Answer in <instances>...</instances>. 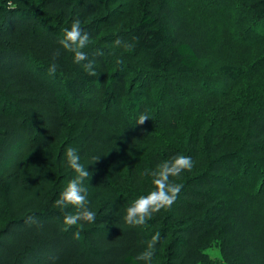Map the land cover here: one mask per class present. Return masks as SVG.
<instances>
[{"label": "trees", "instance_id": "1", "mask_svg": "<svg viewBox=\"0 0 264 264\" xmlns=\"http://www.w3.org/2000/svg\"><path fill=\"white\" fill-rule=\"evenodd\" d=\"M12 3L0 0V264H144L157 232L151 264H215L207 249L264 264V0ZM74 20L96 76L58 43ZM69 147L97 222L65 230L77 209L54 202L76 175ZM180 154L193 167L172 178L175 203L126 225L150 173Z\"/></svg>", "mask_w": 264, "mask_h": 264}, {"label": "clouds", "instance_id": "2", "mask_svg": "<svg viewBox=\"0 0 264 264\" xmlns=\"http://www.w3.org/2000/svg\"><path fill=\"white\" fill-rule=\"evenodd\" d=\"M9 8H15L12 0H8ZM60 48L73 54V62L76 65H81L89 76H96L94 70V62L89 60L86 52L83 51L89 44V35L83 31L79 20H74L70 28L64 30L63 36L58 41ZM114 46L123 47L127 51H131L134 47L133 42L122 41L116 39ZM59 55V52L54 53ZM56 65L53 63L48 70V74L54 75ZM149 118L145 114H141L136 124L142 125ZM67 165L76 174L73 179L66 185L60 193L59 198L54 202V207L65 209L69 206L77 209L76 214L68 213L63 217L65 230L72 226L79 225L83 227L85 224H93L97 222V214L90 210L87 198L88 187L85 181L91 179V173L86 170V167L80 163V155L77 149L69 147L65 152ZM97 158L92 162L93 164ZM193 167V161L189 156L183 154L176 155L168 160L158 164L150 173L152 176L153 190L146 195H141L127 208L123 217L124 223L132 227L144 226L146 222L161 210L170 208L178 198L182 191V184L173 182L172 178L179 177L182 173L190 171ZM76 238H79V231L74 233ZM160 239V233L152 236L147 242V249L136 256L137 261H143L144 264H151L155 245Z\"/></svg>", "mask_w": 264, "mask_h": 264}, {"label": "rangeland", "instance_id": "3", "mask_svg": "<svg viewBox=\"0 0 264 264\" xmlns=\"http://www.w3.org/2000/svg\"><path fill=\"white\" fill-rule=\"evenodd\" d=\"M120 3H122V2H120ZM236 11L240 12L238 9H236ZM234 12H235V10L231 9L230 13H234ZM232 19H233L232 21L234 24H237V23H239V21H241L240 16L232 18ZM225 53H228V52L226 51ZM212 55H213L212 57L215 58L214 54H212ZM207 59H210V58H207ZM90 109H92V107ZM151 147H152V143H144V144L140 145L139 147H136L135 150H136V153L139 157L138 159L143 160L144 158H147V156L149 154V150ZM2 219H4V217L0 216V225L2 223H4V221H2ZM206 252L210 256V258L215 262V264H223L220 262L221 256H220L218 249H207Z\"/></svg>", "mask_w": 264, "mask_h": 264}]
</instances>
